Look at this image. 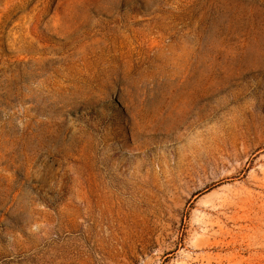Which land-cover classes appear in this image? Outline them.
I'll return each instance as SVG.
<instances>
[{
	"label": "rangeland",
	"instance_id": "374dc122",
	"mask_svg": "<svg viewBox=\"0 0 264 264\" xmlns=\"http://www.w3.org/2000/svg\"><path fill=\"white\" fill-rule=\"evenodd\" d=\"M0 264H264V0H0Z\"/></svg>",
	"mask_w": 264,
	"mask_h": 264
}]
</instances>
